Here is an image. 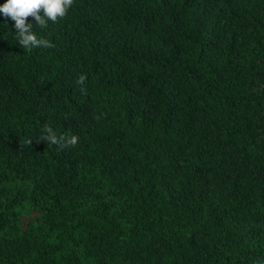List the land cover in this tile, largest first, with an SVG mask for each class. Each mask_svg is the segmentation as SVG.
Segmentation results:
<instances>
[{
	"label": "trees",
	"instance_id": "obj_1",
	"mask_svg": "<svg viewBox=\"0 0 264 264\" xmlns=\"http://www.w3.org/2000/svg\"><path fill=\"white\" fill-rule=\"evenodd\" d=\"M28 22L55 47L0 14V264H264V0Z\"/></svg>",
	"mask_w": 264,
	"mask_h": 264
},
{
	"label": "clouds",
	"instance_id": "obj_2",
	"mask_svg": "<svg viewBox=\"0 0 264 264\" xmlns=\"http://www.w3.org/2000/svg\"><path fill=\"white\" fill-rule=\"evenodd\" d=\"M74 0H5L0 4V14L14 22L15 39L20 47L31 52L34 48H54L55 44L44 38H38L33 32V24L29 23V18L34 19L35 25L41 29L48 27V23L53 24L63 20L69 9L73 6ZM85 77L81 75L77 83H82ZM101 116H95L99 120ZM40 141L47 142L48 145H55L63 150L75 147L79 143V137L74 134H60L54 131L53 127L45 123L41 128ZM31 144V139L27 141ZM260 264V262H257Z\"/></svg>",
	"mask_w": 264,
	"mask_h": 264
}]
</instances>
